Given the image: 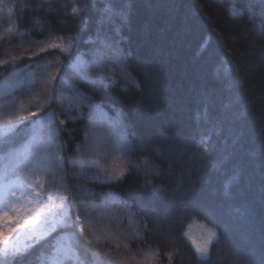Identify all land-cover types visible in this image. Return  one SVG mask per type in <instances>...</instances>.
Returning a JSON list of instances; mask_svg holds the SVG:
<instances>
[{
    "label": "trees",
    "instance_id": "obj_1",
    "mask_svg": "<svg viewBox=\"0 0 264 264\" xmlns=\"http://www.w3.org/2000/svg\"><path fill=\"white\" fill-rule=\"evenodd\" d=\"M41 2L0 0V32L9 25L17 28L11 43L0 42V59L29 49L16 61V75L11 65L8 71L0 70V85L16 82L0 93V105H10L3 108L4 115L36 110L38 102L29 100L33 89L27 81L28 73H35L33 61L47 64L48 72L56 70L51 63L55 57L48 52L27 59L32 50L38 51L35 41L76 35V52L87 53L95 46L85 41L96 37L105 0H50L54 11L37 8ZM82 2L88 8L73 16L71 8ZM127 5V23L119 16L113 20L122 25L120 46L140 87L103 89L85 83L81 76L88 81L97 76L90 66L92 57L85 54L81 76L70 74L71 88L65 85L64 95L71 99L76 89L103 106L105 115L94 118L97 129L104 130L97 140L101 148L111 144L109 133L119 135L122 130L119 125L109 128L119 111L133 133L128 137L137 148L133 158L147 155L155 170L147 177L133 170L111 184L78 186V191L89 190L85 199L91 209L93 245L86 244L77 230L58 224L27 247L23 264H49L60 246L72 249L74 264H81L92 248L135 255L148 264H264V0H127ZM234 9L243 15H232ZM114 25H104V32L112 35ZM109 68L120 74L118 64H108ZM33 78L38 87L40 73ZM82 111L84 119L65 125L66 130L75 129L68 155L89 123L88 108L83 106ZM202 136L206 143H200ZM64 139H69L67 131ZM17 163L15 156L0 151V170ZM25 176L34 178L27 169L14 172L12 178ZM146 180L151 182L147 186ZM152 186L159 192L153 193ZM135 200L151 201L153 209L145 221L147 231L141 227L139 234L128 228L123 214L125 204ZM192 204L204 209L206 218L193 212ZM199 225L214 228L220 237L210 248V261L199 259L192 240L184 236L188 230L200 243ZM106 234L107 240H95Z\"/></svg>",
    "mask_w": 264,
    "mask_h": 264
},
{
    "label": "snow or ice",
    "instance_id": "obj_2",
    "mask_svg": "<svg viewBox=\"0 0 264 264\" xmlns=\"http://www.w3.org/2000/svg\"><path fill=\"white\" fill-rule=\"evenodd\" d=\"M116 3H122L123 7L116 8L114 6ZM36 7L54 11L50 0H42ZM87 8L88 3L82 2L80 6L71 8V14L79 16ZM11 11L10 8L9 12ZM231 14L243 15L235 9ZM115 16H119L123 23H127V0H105V7L100 10V19L97 21L96 37L85 41L95 45L87 53L76 52L78 39L76 35L68 36L67 40L60 35L35 41L38 51L32 50L27 59L33 61V57L48 52L55 57L51 63L57 65L55 72H48L47 64L42 65L34 61L30 64L34 67L35 73H40L38 87L33 78L35 73H28L27 77L28 86L33 89L29 100L38 102L36 110H29L26 114L24 111H15L4 115L3 108L10 105H0V151L15 156L18 161L14 168L5 167L0 170V221L5 224L3 230H0V237H4L5 234L9 237L0 239V264H16L18 259L20 264H23L28 246L25 245L22 249L20 245L10 240L11 235L22 230L28 232V239H33L37 225L49 223L50 218L65 227L78 230L85 243L93 245V238L89 235L91 221L88 219L91 209L85 199L89 190L85 188L83 191H78V186L94 182L111 184L123 180L133 170L147 177L155 170L153 161L147 155L141 154L133 158L132 153L136 152L137 148L128 139L133 133L120 119L122 114L119 111H117V119L109 125V128L119 125L122 130L119 135L109 133L111 144L101 148L93 129L94 118L105 115L102 111L103 106L97 105L91 97L76 89H72L71 99L64 95V87L70 74L81 76L85 67L82 56L85 54L92 57L90 66H94L97 70L95 80L88 81L81 76L85 83L103 89L140 87L132 75L128 63L129 56L120 46L124 39L120 35L122 25H114ZM249 20H254V14L249 15ZM104 25H114L112 35L104 32ZM16 34L17 28L9 25L0 32V42L11 43ZM27 51L29 49H22L19 56L10 55L0 59V70L8 71V66L11 65V71L16 75V61L23 59ZM74 52H76L75 60L72 59ZM108 64H118L120 74H116L110 68L106 70ZM67 86L71 88V85ZM83 106L88 108L89 123L82 129L83 137L76 144L73 154L68 155L69 140L75 129L66 130L65 125L84 119ZM29 126H31L30 139L27 138ZM65 131L68 133V140L64 139ZM13 132L16 135L10 136L9 133ZM206 142L207 139L202 136L200 143ZM18 143L20 147H17ZM220 163L217 161L215 166H219ZM24 169H27L34 178L29 179L27 176L22 179L12 178L14 172ZM72 179L76 181L75 184L70 183ZM150 183L145 181L146 186ZM159 190L158 186H152L153 193ZM189 208L193 212L199 211L206 218L204 209L198 208L195 204L189 205ZM152 210L151 201L135 200L126 203L123 214L128 217V228L134 234H139L141 227L147 231L148 224L145 221L148 219V212ZM141 212L144 214L141 215ZM9 222L14 226L8 227ZM199 227L203 230L200 243L191 237L188 230L184 232V236L192 240L199 259L210 261V248L220 242V237L214 228H209L207 225H199ZM191 228L190 223L188 229ZM52 230L54 231V227ZM72 235L74 237L75 232ZM109 235L103 237L96 235L95 240L101 238L107 240ZM116 247H120L119 243ZM127 247L128 245L125 244L124 248ZM73 255L70 247H60L57 249V255L52 257V264H62L61 256L69 259ZM85 257L81 264H148L145 259H138L135 255L119 253L113 255L111 252H100L95 248L87 250Z\"/></svg>",
    "mask_w": 264,
    "mask_h": 264
},
{
    "label": "rangeland",
    "instance_id": "obj_3",
    "mask_svg": "<svg viewBox=\"0 0 264 264\" xmlns=\"http://www.w3.org/2000/svg\"><path fill=\"white\" fill-rule=\"evenodd\" d=\"M16 85V82H14V80H11V81H8V82H5L4 84L0 85V93L1 92H5L7 90H9L11 87L15 86ZM94 131V135L96 137L97 140H101L102 138V132H104L103 128L102 130L100 129V126H99V129H97V127L95 126V128L93 129ZM19 178H24V177H19ZM29 179H33L32 177H28ZM16 179V178H14ZM58 219V218H57ZM59 223H56L55 221H53L51 218H50V222L47 223V224H44V225H37V230H36V235L33 239H28V232H25V231H20V235L17 236L15 239H10L11 241L17 243L18 245H20V247L23 249L25 245H27L28 247L31 246L35 241L39 240V239H42V238H45L47 235H49L50 233L53 232V227H54V230L56 228V226L58 225ZM3 224L1 223L0 221V230H3L4 226H2ZM14 225L12 224L11 227H13ZM78 231V230H77ZM79 232V231H78ZM43 233V234H41ZM2 238H8L5 234L4 237H0V239ZM60 247H65V246H60ZM59 247V248H60ZM57 255V250H55V254L54 256ZM53 256V257H54ZM65 260H69L71 264H74V261H76V257L73 255L72 258H69V259H64L62 256H61V261H62V264ZM49 264H52V258L50 259L49 261Z\"/></svg>",
    "mask_w": 264,
    "mask_h": 264
},
{
    "label": "bare ground",
    "instance_id": "obj_4",
    "mask_svg": "<svg viewBox=\"0 0 264 264\" xmlns=\"http://www.w3.org/2000/svg\"><path fill=\"white\" fill-rule=\"evenodd\" d=\"M1 223L3 224L2 226H5V224H4V222L3 221H1ZM7 226L8 227H11L12 226V224L9 222L8 224H7ZM20 235V231H18L17 233H13L12 235H11V237H10V239H15L17 236H19ZM6 236L8 237V235L6 234ZM9 238V237H8Z\"/></svg>",
    "mask_w": 264,
    "mask_h": 264
}]
</instances>
